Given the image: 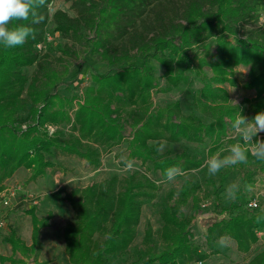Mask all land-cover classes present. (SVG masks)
I'll list each match as a JSON object with an SVG mask.
<instances>
[{
	"label": "trees",
	"instance_id": "1",
	"mask_svg": "<svg viewBox=\"0 0 264 264\" xmlns=\"http://www.w3.org/2000/svg\"><path fill=\"white\" fill-rule=\"evenodd\" d=\"M65 1L69 9H51V0H47L46 7L39 10L45 20L33 25L35 39L29 37L15 48L0 47V190L21 166L32 169L33 177L44 173L52 164L46 154L55 147L90 157L94 149L82 151L77 146L84 139L107 146L120 142L126 123L138 108L143 115L135 120L127 139L128 159H139L146 169L162 177H167L169 168L182 172L199 167L203 159L196 154L161 151L160 147L163 140L207 139V151L217 150L232 130L231 121L244 112L239 103L231 102L225 85L233 83V70L238 65L248 67L244 87L254 89V95L247 98L249 112L254 117L264 111V25L257 24L264 12V0ZM49 23L52 31L68 39L59 46L61 53L73 51L79 43L108 64L118 65L91 73L73 114L72 126L78 135L67 143L44 129L68 119L67 109L74 106L72 98L57 91L65 68H55L44 47ZM152 61L164 67L162 90L189 82L194 71L200 86L192 99L204 106L203 114L182 113L179 100L150 109L151 89L157 84ZM30 65L34 71L28 74L25 67ZM130 110V116L126 115ZM256 139H264V135ZM238 166L243 171L244 186L234 201L214 204L223 214L209 219L205 238L213 247L226 235L241 251L248 252L259 232L264 231V206L245 212L240 206L252 198L247 197L252 174L263 170L264 162L249 154L248 163ZM136 174L121 178L112 175L104 182L74 187L66 195L75 212L74 220L62 231L70 264H107L126 251L141 205L157 188L154 178ZM200 200L196 180L188 177L176 191L166 192L159 231L164 247L141 264H191L205 257L206 253L190 241V224ZM34 209L31 206L27 210L32 240L27 242L16 228L9 227L2 239L10 245L11 253L0 254L1 264H43L37 258V246L39 229L46 220ZM151 235L147 226L144 238L148 240ZM248 264H264V249L251 254Z\"/></svg>",
	"mask_w": 264,
	"mask_h": 264
},
{
	"label": "rangeland",
	"instance_id": "2",
	"mask_svg": "<svg viewBox=\"0 0 264 264\" xmlns=\"http://www.w3.org/2000/svg\"><path fill=\"white\" fill-rule=\"evenodd\" d=\"M61 7L68 8V2L65 0H51L50 8ZM72 13V11L70 10ZM257 24L264 25V12L260 15ZM51 23L48 30L50 31V39H47L45 49L49 52L53 66L59 71L65 68L62 81L57 87V91L62 96L72 98L74 106L68 108L69 118L60 124H48L44 126L49 134H57L59 141L67 143L74 139L77 130L73 128V114L77 107L78 101L82 100L83 87L86 82H90L92 72H104L118 66L110 65L102 60L96 54L90 53L84 45L77 43L73 51L61 53L59 46L66 43L68 39L61 36L59 32L52 31ZM60 57V58H59ZM155 66V77L157 84L151 89L150 109L157 106L165 105L171 101L179 100L181 112L199 116L203 114L204 106L192 99L193 94L197 93L200 81L197 75L192 71L190 73L189 82H179L169 90H162L165 85V79L162 74L164 67L157 61H152ZM209 72L208 68H205ZM25 71L31 74L34 71V65L25 67ZM93 74V73H92ZM248 67L238 65L233 70V83L226 82L225 85L229 91V98L232 103L235 101L242 106L243 116L248 119L253 118V114L249 112L248 99L254 95V89L244 87L247 79ZM83 75V77H81ZM85 77V78H84ZM83 82V84H82ZM233 89V90H232ZM196 90V91H195ZM232 90V91H230ZM195 91V92H194ZM248 98V99H247ZM67 107V105L65 106ZM130 110L126 115L130 116ZM208 114H210L208 112ZM142 112L137 109L133 113L129 122L126 123L124 137L120 142L112 145H98L92 140L84 139L77 144L82 151L96 152L90 154V157L80 156L78 153L67 151L60 147H55L54 152L47 153L46 157L50 159L51 165L46 168L45 172L33 177L32 169L25 166L19 167L4 182V188L17 187L15 195L11 197L8 205L0 204V254L8 255L11 248L2 236L9 227H14L18 233L27 242L32 240V221L31 215L27 210L32 206L38 217L45 219L46 222L39 229L38 237V254L37 258L43 261V264H70L68 254L65 248L63 237V227L69 221L75 218V212L68 202L66 195L74 187H85L91 183H99L106 181L112 175L119 178L137 172L146 173L157 182L155 195L143 202L141 205L140 216L135 225L134 237L129 243L126 251L113 258L107 264H141L144 259L160 251L164 247L163 238L159 235L163 221L160 217V209L163 198L167 191H176L185 177L196 180L198 184V193L201 195L200 206L194 215L190 224V241L198 245L199 249L206 253L203 259L192 260L191 264H248L250 255L255 254L264 249V231L258 234V240L254 243L248 252L241 251L235 240L226 235L222 237L226 241V245L222 246L217 240L213 247H210L205 238L206 224L211 217L221 216L223 213L217 211L219 207H215L217 201L227 202L226 188L233 182H238L244 186L241 180L243 171H240L238 165L222 169L214 176L207 174L204 167L205 161L212 155H220L221 157L228 154L227 149L233 144V140L239 142L233 130H228L226 136L221 140L222 144L214 153L207 151L209 141H178L163 140L161 151H181L187 150L196 154L203 159L202 164L188 171L179 172L173 180L162 177L159 173H153L145 168L139 159H128L127 139L132 132V126L136 123V119L141 117ZM24 127V125H23ZM264 135V132L258 134V138ZM126 157L133 163L134 171H127L121 157ZM252 182L250 183L247 197L255 198L257 207L264 206V169H256L252 174ZM58 182V183H57ZM68 182V183H67ZM241 209L245 212L249 207L241 202ZM147 226L152 229L151 237L146 240L144 238ZM98 236L100 233L97 234ZM201 260V262H199ZM1 264V262H0ZM4 264H10L6 261Z\"/></svg>",
	"mask_w": 264,
	"mask_h": 264
},
{
	"label": "clouds",
	"instance_id": "3",
	"mask_svg": "<svg viewBox=\"0 0 264 264\" xmlns=\"http://www.w3.org/2000/svg\"><path fill=\"white\" fill-rule=\"evenodd\" d=\"M46 5L47 0H0V47L15 48L22 46L29 37L35 39L36 30L33 25L45 20V16L39 10ZM233 102L236 104L235 101ZM231 129L243 143L237 142L230 145L227 149L228 154L223 157L218 154L210 156L204 163L209 176L216 175L224 168L247 164L249 154L256 160L264 162V139L254 141V137L264 132V111L257 112L251 119L239 112V115L231 121ZM121 160L127 171H134L131 161L123 156ZM179 172L180 170L175 167L167 169V179L173 180ZM240 189L241 185L238 182L229 184L226 188V198L234 201L237 199ZM261 218L260 215L257 216V220ZM219 243L222 246L226 245L223 237Z\"/></svg>",
	"mask_w": 264,
	"mask_h": 264
},
{
	"label": "built area",
	"instance_id": "4",
	"mask_svg": "<svg viewBox=\"0 0 264 264\" xmlns=\"http://www.w3.org/2000/svg\"><path fill=\"white\" fill-rule=\"evenodd\" d=\"M45 36H46V39H50L51 38L50 37V31H47ZM52 128H53V125H51V129L50 130H52ZM19 188H20L19 185L17 187H15V188H14V186L13 187H9L8 186L6 188L3 187L0 190V204L1 205H8L9 202H10L11 197H13L15 195L16 190L19 189ZM257 205H258V203H257L255 198H251V199H249L246 202V206L249 207V208H255V207H257ZM2 224H3V221L0 220V225H2ZM259 233L261 234L262 231H260ZM199 262H201V260H199Z\"/></svg>",
	"mask_w": 264,
	"mask_h": 264
},
{
	"label": "crops",
	"instance_id": "5",
	"mask_svg": "<svg viewBox=\"0 0 264 264\" xmlns=\"http://www.w3.org/2000/svg\"><path fill=\"white\" fill-rule=\"evenodd\" d=\"M14 175V174H13Z\"/></svg>",
	"mask_w": 264,
	"mask_h": 264
}]
</instances>
